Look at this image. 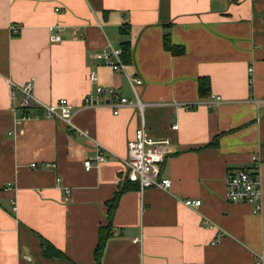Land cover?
Wrapping results in <instances>:
<instances>
[{
  "label": "crops",
  "instance_id": "obj_1",
  "mask_svg": "<svg viewBox=\"0 0 264 264\" xmlns=\"http://www.w3.org/2000/svg\"><path fill=\"white\" fill-rule=\"evenodd\" d=\"M55 25L63 28L60 42L50 40ZM167 32L183 55L165 47ZM124 40L132 60L114 70L109 55L98 54ZM91 71L131 103L115 113ZM132 75L144 80L143 115ZM200 77L210 79L207 97ZM29 80L40 102L72 103L73 127L38 106L17 123L20 97L11 99L9 81ZM89 95L94 105L85 104ZM214 96L222 100L213 105ZM143 121L151 137L170 142L161 175L171 185L120 196L101 264H257L264 255V0H0V264H95L107 202L133 186L128 142ZM96 142L108 160L87 170ZM256 166L258 214L254 204L227 199L229 172ZM185 198L203 204L190 208ZM40 237L64 256L44 255Z\"/></svg>",
  "mask_w": 264,
  "mask_h": 264
},
{
  "label": "built area",
  "instance_id": "obj_2",
  "mask_svg": "<svg viewBox=\"0 0 264 264\" xmlns=\"http://www.w3.org/2000/svg\"><path fill=\"white\" fill-rule=\"evenodd\" d=\"M58 11L60 8L57 9ZM11 32L14 35L19 34L20 27L16 24H11ZM63 28L55 25L49 28L50 40L52 42L61 41V32ZM110 53V54H109ZM123 50L122 48H111V52H105L98 54V57L108 56V65L114 70L125 71L126 64L122 59ZM251 70V69H250ZM130 84L133 91L135 92L134 104L143 115L144 102L141 99L138 88L143 85L144 80L140 76H129ZM90 81L96 85L97 95H103L109 98L107 103L114 102L115 113L119 112V108L124 104H129L131 101L124 97L119 90L114 88H106L99 84V78L95 71L90 72ZM11 88V99L14 100L18 96L20 101L16 106H13V110H22V115L18 117L17 123L25 119H29L31 114L29 109L32 107H40L45 111V116L51 118H59L65 121L69 127H73V105L66 99L61 98L58 102L53 104H44L35 98L34 95V82L29 80L25 84L19 85L9 81ZM222 98L220 96H214L210 104H217ZM85 104L94 105L95 101L92 95L85 98ZM174 129L178 128V124L173 126ZM168 140H156L151 137L147 131L144 121L141 126L136 130L135 135L128 142V157L126 164L128 167L127 178L132 183H136L140 190H145L150 187L167 189L171 185V181L168 178H163L162 163L168 152ZM95 151L89 155L85 160L84 165L87 170L94 167L100 162L108 160V156L103 151V146L96 142ZM55 167V164H52ZM36 166V164H32ZM60 177L57 178V181ZM70 189L65 190L66 199H68ZM227 199L231 202L243 201L254 204L253 212L258 214L263 208V190L262 182L259 174V170L254 167L252 168H239L234 171H230L227 177ZM183 203L190 208L198 209L202 206L203 201L200 198H185ZM16 210V206L13 208ZM214 228L213 226H211ZM222 237L216 238L214 243L220 242ZM138 242L139 239L134 240ZM257 264H264V255H259L257 258Z\"/></svg>",
  "mask_w": 264,
  "mask_h": 264
},
{
  "label": "trees",
  "instance_id": "obj_3",
  "mask_svg": "<svg viewBox=\"0 0 264 264\" xmlns=\"http://www.w3.org/2000/svg\"><path fill=\"white\" fill-rule=\"evenodd\" d=\"M165 47L176 56L183 55L185 53V48L180 45H175L172 43L170 34L167 32L165 34ZM121 48L123 50L122 59L125 63H130L132 60V48L129 40H124L121 44ZM252 90V89H251ZM211 91V83L210 79L207 77H200L199 79V92L201 97H207L210 94ZM216 139L211 144H216ZM128 182L131 183L133 186L123 185L119 188V190L116 192L114 197L107 202L108 205V211H107V217H108V223L105 226H101L99 230V241L97 244V247L95 249V264H101V259L104 253V249L107 243V240L111 236L112 233V227H113V217L115 215L120 196L127 190L132 188H138V185L136 183H132L127 178ZM41 238V246H42V252L46 256L50 257H63L64 253L59 250L57 247H55L51 242H49L44 237Z\"/></svg>",
  "mask_w": 264,
  "mask_h": 264
}]
</instances>
